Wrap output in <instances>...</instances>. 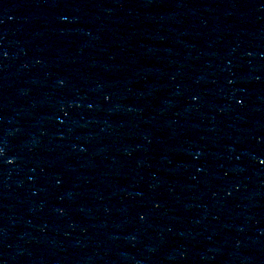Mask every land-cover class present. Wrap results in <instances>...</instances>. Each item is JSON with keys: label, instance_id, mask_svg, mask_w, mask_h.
I'll return each mask as SVG.
<instances>
[{"label": "water", "instance_id": "1", "mask_svg": "<svg viewBox=\"0 0 264 264\" xmlns=\"http://www.w3.org/2000/svg\"><path fill=\"white\" fill-rule=\"evenodd\" d=\"M0 264H264V0H0Z\"/></svg>", "mask_w": 264, "mask_h": 264}]
</instances>
